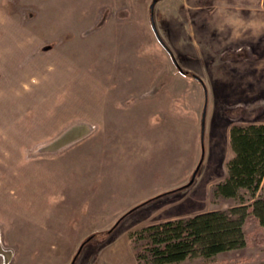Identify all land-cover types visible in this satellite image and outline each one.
Listing matches in <instances>:
<instances>
[{"label": "rangeland", "instance_id": "1", "mask_svg": "<svg viewBox=\"0 0 264 264\" xmlns=\"http://www.w3.org/2000/svg\"><path fill=\"white\" fill-rule=\"evenodd\" d=\"M152 2L0 0V264H81L149 223L239 205L213 190L231 127L264 123V20L238 21L264 8L157 0L159 38ZM243 228L244 247L171 264H264V227Z\"/></svg>", "mask_w": 264, "mask_h": 264}, {"label": "trees", "instance_id": "2", "mask_svg": "<svg viewBox=\"0 0 264 264\" xmlns=\"http://www.w3.org/2000/svg\"><path fill=\"white\" fill-rule=\"evenodd\" d=\"M230 145L233 156L227 163V176L216 184L213 191L215 196L239 198V205L149 223L131 230L128 237L138 264L180 263L193 256L209 258L244 247L243 226L249 214H253L264 227V123L233 125ZM245 193L250 199L245 198ZM93 238L90 236L82 246Z\"/></svg>", "mask_w": 264, "mask_h": 264}, {"label": "crops", "instance_id": "3", "mask_svg": "<svg viewBox=\"0 0 264 264\" xmlns=\"http://www.w3.org/2000/svg\"><path fill=\"white\" fill-rule=\"evenodd\" d=\"M259 1H260V9H263L264 8L263 0H259ZM241 3L242 2H240V4ZM250 7H252V6H250ZM252 11H253V13L250 14L248 17L245 18L243 16L244 19L240 18V16H242L241 15L242 13L239 12L238 21L239 20H242V21L247 20V21H249V23L259 22V24H261V22H263V20H264V17L259 13H257L258 14V16H257L256 13H254V10H252ZM255 31H256V29H255ZM124 240H125L124 245L120 244L117 246H115L117 242L111 241V243L108 244L106 249L101 250L103 253L102 255L99 254L98 256H95L94 258H90V259L88 258L87 260H86V258H83V260L81 261V264H138V262L135 258L133 249L131 247V243H130L128 235ZM76 262L78 263L79 260Z\"/></svg>", "mask_w": 264, "mask_h": 264}, {"label": "water", "instance_id": "4", "mask_svg": "<svg viewBox=\"0 0 264 264\" xmlns=\"http://www.w3.org/2000/svg\"><path fill=\"white\" fill-rule=\"evenodd\" d=\"M156 2H157V0H153V2L150 5V8H151V21H152V25H153V28H154L155 32L159 36V33H158L156 25H155V20H154V8H155ZM159 38H160V36H159ZM173 59H174V62L177 64V66H179V64H178L177 60L175 59V57H173ZM179 68L182 70V68L180 66H179ZM205 114H206V107L204 109L203 118H202V135L204 134V129H205ZM75 128H76V126H73V127L69 128V130H67L62 135H60L59 138L54 140L51 144L45 146L44 149H47V148L51 149V148L59 147V146L65 144V143H69V142L77 139L82 133L85 132V131H82L84 129H80L78 132H75L74 131ZM200 165H201V163L197 166V169L193 173L190 182H194V180L196 178V175H197V172H198V170L200 168ZM72 264H74V261H73Z\"/></svg>", "mask_w": 264, "mask_h": 264}]
</instances>
